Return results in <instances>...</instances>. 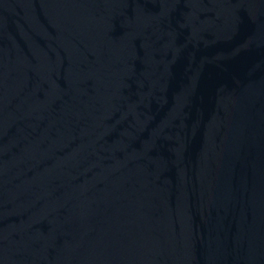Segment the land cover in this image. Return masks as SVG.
I'll return each mask as SVG.
<instances>
[{
	"label": "water",
	"instance_id": "1",
	"mask_svg": "<svg viewBox=\"0 0 264 264\" xmlns=\"http://www.w3.org/2000/svg\"><path fill=\"white\" fill-rule=\"evenodd\" d=\"M0 264H264V0H0Z\"/></svg>",
	"mask_w": 264,
	"mask_h": 264
}]
</instances>
